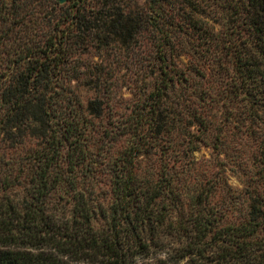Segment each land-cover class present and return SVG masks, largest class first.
I'll use <instances>...</instances> for the list:
<instances>
[{
  "label": "trees",
  "instance_id": "16d2710c",
  "mask_svg": "<svg viewBox=\"0 0 264 264\" xmlns=\"http://www.w3.org/2000/svg\"><path fill=\"white\" fill-rule=\"evenodd\" d=\"M0 264H264V0H4Z\"/></svg>",
  "mask_w": 264,
  "mask_h": 264
},
{
  "label": "rangeland",
  "instance_id": "374dc122",
  "mask_svg": "<svg viewBox=\"0 0 264 264\" xmlns=\"http://www.w3.org/2000/svg\"><path fill=\"white\" fill-rule=\"evenodd\" d=\"M60 2V0H56ZM61 3V2H60ZM65 3V2H64ZM64 3H61L62 5ZM4 9V0H0V11ZM148 58V55H145ZM137 65V64H136ZM146 65H149L147 61L144 65L133 66L131 64L125 66L123 64L122 67L117 69L115 72V78L112 80L116 81L114 90L111 93L110 104L106 109V114L104 120L100 121L101 126H107L110 123H113L116 118L123 119L130 116V118H134L138 114V101L140 99L139 89L143 91V79H147L148 76L152 73V67L149 66V69H144ZM154 73V72H153ZM84 95V94H82ZM84 97V96H83ZM218 114H220L218 112ZM236 138V137H235ZM229 138L228 145L232 148L241 149L240 141L237 139ZM243 139H247L244 137ZM248 140L246 143L244 140L241 143L244 145V151L248 152L251 155L252 150L254 149ZM250 143V144H249ZM213 153L212 148L203 147L200 151L195 153L196 158L199 159H209L211 158ZM233 155L229 159H225V163L227 164L226 169H223L225 173L228 175L229 184L234 188H243L244 181L246 180L245 175L249 174L251 169L253 171L256 169L252 162L243 161L241 162V158L236 157L237 161L240 163V166L234 165ZM104 223V220L102 221Z\"/></svg>",
  "mask_w": 264,
  "mask_h": 264
},
{
  "label": "water",
  "instance_id": "95a60500",
  "mask_svg": "<svg viewBox=\"0 0 264 264\" xmlns=\"http://www.w3.org/2000/svg\"><path fill=\"white\" fill-rule=\"evenodd\" d=\"M60 2H61V3H64V2H65V0H60Z\"/></svg>",
  "mask_w": 264,
  "mask_h": 264
}]
</instances>
